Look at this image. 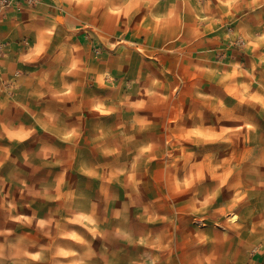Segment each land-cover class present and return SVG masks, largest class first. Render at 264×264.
Masks as SVG:
<instances>
[{
    "label": "clouds",
    "instance_id": "9594fccd",
    "mask_svg": "<svg viewBox=\"0 0 264 264\" xmlns=\"http://www.w3.org/2000/svg\"><path fill=\"white\" fill-rule=\"evenodd\" d=\"M3 21L0 264H256L264 0H0Z\"/></svg>",
    "mask_w": 264,
    "mask_h": 264
},
{
    "label": "crops",
    "instance_id": "0c3cea01",
    "mask_svg": "<svg viewBox=\"0 0 264 264\" xmlns=\"http://www.w3.org/2000/svg\"><path fill=\"white\" fill-rule=\"evenodd\" d=\"M62 21V18H58ZM8 28H9V24L6 22V21H3V22H0V35H3V34H6L8 32ZM11 37H9L10 39ZM48 90H53L55 89L56 85L53 83V84H50V85H46L45 86ZM252 257L253 259H255L256 261V264H260V262L258 261L259 260V255L257 252H252Z\"/></svg>",
    "mask_w": 264,
    "mask_h": 264
},
{
    "label": "rangeland",
    "instance_id": "374dc122",
    "mask_svg": "<svg viewBox=\"0 0 264 264\" xmlns=\"http://www.w3.org/2000/svg\"><path fill=\"white\" fill-rule=\"evenodd\" d=\"M257 63H259V61H256ZM252 252H257L259 255V262L260 264H264V252H261L259 249H253Z\"/></svg>",
    "mask_w": 264,
    "mask_h": 264
}]
</instances>
